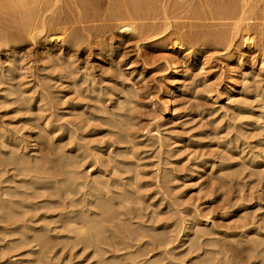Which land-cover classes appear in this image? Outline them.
<instances>
[{"label": "rangeland", "instance_id": "1", "mask_svg": "<svg viewBox=\"0 0 264 264\" xmlns=\"http://www.w3.org/2000/svg\"><path fill=\"white\" fill-rule=\"evenodd\" d=\"M62 1H59L60 6L62 4L63 5L65 4ZM86 1L89 3H92L93 1V5L96 7V10L100 14L103 13L102 15H106L108 13L107 8H109L111 5L109 4L110 2L109 0H89V1L86 0ZM170 1H173L174 3L176 2V0H165V2L167 3H173ZM178 1L185 2V0H177V2ZM190 1L191 2H186L185 9L183 8L181 9L183 12L180 15L183 14L184 15L180 16V18H178L179 17L178 16L176 19H173V21L176 22L183 21V23L184 22L194 23L196 21L195 23L199 22V24L200 23L204 24L203 26L205 27V30H208V27H211L209 28V30L210 29L212 30L213 28L223 29L224 28L223 25L225 26L226 29L224 28V30H226L227 33L232 30L231 22H233L234 17L238 15L237 13H235V16L234 14H232L233 17L231 14H227L226 16L222 15L224 17L223 19H212V20L210 19L201 20L197 18L188 19V17L186 18L185 16H187L190 13V11L193 10L196 6L201 4L200 0H190ZM232 1L236 2V4L243 3L241 2L242 0H210L212 5L216 3L225 4V2H227L225 5H228L230 4V2L232 3ZM244 1H245L244 3H246L244 14L247 13L244 16L253 17L254 19H252L250 23H258L260 25H258L255 28L246 27L244 24L246 20H244L241 29L235 32L236 35L235 34L233 35L232 37L233 39L229 38L230 35H227L228 37L227 39H224L225 41L216 40L213 42L212 41L208 42L206 45L200 44L198 46L199 49H196L195 47L196 45H194L193 43L194 41H187L184 39L183 41H181L183 44L181 47H175L170 45L169 44L170 41L167 35H166L167 37L165 35H163L164 37L163 36L160 37V35L158 36V34H160V32L163 29V27L160 24L158 26H153V27L151 26L148 29V31L145 34L147 38L137 40L138 36L136 35L135 37V35H132L131 37L129 36L130 38L129 41H126L125 44H122L123 38L127 37L128 34L126 35L118 32L121 25L123 24L128 25L131 23L158 24V22L162 21L161 19H156V20L131 19L126 17V15L122 14L116 16L106 15L107 17L108 16L111 17L108 18L105 17V19L103 20L82 22L84 23L85 26L98 25L100 26V28L103 27V29H108V30L105 32V34L103 33L102 36L99 35L97 36V38L95 37L96 42L95 40L93 41L92 36L89 37L87 35L88 34L87 31L83 30L85 31L83 33V31L80 30L81 33L83 34V36L81 34V36L83 37V38L81 37L82 40L85 39L86 36V39L83 40L82 42L85 41L86 43L84 42L82 43V45L78 44L79 47L81 45L79 49L76 45L75 46L77 48L74 46H71L72 48L69 47V49L71 48L72 51L71 52L72 55L70 54L71 57L68 56L67 58L71 60L70 63L69 60L66 61L67 63H65V61H62L63 59L62 60L60 59L61 61L59 59L54 60L55 56L52 53H54L55 55L56 53L57 55L62 54L61 52L64 51L66 45L62 44L61 45L62 47L58 45L57 46L58 48L56 47L55 50L54 49L47 50V47L50 44H55V43L59 44V41L53 42L51 40L50 41L46 40L48 39L46 36L48 35V32H51L50 30L53 29V25L54 28L56 25V27L57 26L68 27V30H71L72 27L78 30L77 28H79L78 26L79 24L75 21L77 13L74 9L70 11L69 15L66 16L64 15L63 12L62 13L60 12V10L64 8L63 5H62L63 7H60L58 9L56 7V9H54V13L52 14L54 16L51 15L49 10L46 11L45 13L44 12L42 13L44 16L42 18H41V14L39 13L40 16L38 15L36 17L37 19L35 21L36 22L35 24L38 25L37 22L42 23L44 21L43 22L45 23L44 27H43V23L42 24L40 23L38 27L35 25L36 29L34 27V30H32L31 32L25 27L22 28L24 25L22 23L24 22L20 15L21 11L18 8L13 6L8 7L7 9L0 8V42L3 45L2 48L0 47V72H2L1 74L3 75L5 74L2 77L3 80L5 81L2 82L1 81L2 79H0L1 81L0 130H3V132H5V134H3L4 138L14 135L15 137L14 136L12 137L15 138L14 143H16V144L9 143L10 144L9 145L8 143H3L2 138L0 139V167H1L0 171L4 170L3 172L1 171V173L3 174L0 176V190H1L0 192L5 190L4 188L8 187V189H10L11 192L14 189H16L22 193L21 194L20 192H18V193H12L11 195L8 194V196L6 195L7 197L3 195L4 198L2 197L3 198L2 200L0 197V264H95V262H97L98 260L102 262L105 256L106 257L109 256L107 255L108 252L105 253L106 255L102 253L103 255L101 260L102 251L100 250L101 248H99L101 247L100 246L101 243H99L101 240L99 236L100 234L98 235L100 231L98 232V230H95V228H93L92 226V228L95 230L94 231L91 228L92 224H89L90 225V226L88 225L89 227L85 224L82 233L78 235L79 238L84 237L85 239H87L86 237H88L90 239V240L88 239V241L90 242H88L85 239L84 240L76 239L77 241L74 240L75 243H71L72 240L62 238L61 236L67 233L61 226L64 223L52 221L56 219L58 215L57 214L58 211L62 208L56 203L50 206L47 205L48 203L46 202L51 200L56 201L57 199H58L57 201H61V198L58 196L61 193V191L59 192V190L64 189L67 183H65V185L64 182L61 183L62 184V185L60 184L61 189L58 188L59 184L58 185L56 184V186H58L57 189H53L56 186L54 187L52 185L53 183L50 181V179L53 180L54 178L55 180L58 177L59 178L64 177L60 169L56 167L57 166L56 164L62 165L61 162H64L65 164V160H63L64 158H66L69 155L70 156L67 157V159L74 158L75 156L74 152L71 153L69 151V148L74 147L76 145H74V143L73 144L68 143L65 140L62 141L61 144L59 143L58 147H56L57 149L56 151L58 154L56 152H53L55 148L53 147V144L54 146H56L58 143L57 135L62 133V130L64 131V133L67 131V130L65 131V127L68 126L69 120L74 121L73 124L74 126H69L70 131H72L71 134L74 141L77 139V137H79L78 135L82 134V131L83 133H86L89 130V126L88 127L83 126V128H81L80 124L78 125V122L80 120L86 118L85 115H83L84 117L82 116L78 117L80 115L78 110L79 107L78 101L80 102L81 99L82 104L84 105L89 104L91 99L86 98L85 97L86 95L91 96L94 93L93 96L96 95L99 97L100 96L103 97V93H105L104 91L114 89L116 92V90L121 88L122 85H126V87H124V90H127L131 86L130 88L132 90L134 89L138 91L136 94L137 96L133 93L127 94L126 97H128L131 100L133 99L134 101L129 105L131 110L129 111L131 113V114L129 113L131 119L130 116L127 114L128 111L126 112L124 108L122 109L123 111L122 113H124L125 111L126 114L124 115L122 120L126 118L129 119L130 121L133 120L135 123L138 122L139 125L143 126L146 124L145 119H149L150 117L149 114L151 110H153V108L151 109L152 106L156 105L162 107L165 106L164 104H170L169 111L166 114L162 115L163 119H159V121L166 120L165 121L166 124L162 126L160 129H162V131L166 133L171 132V134L177 133L182 136L185 135L183 137L188 139L187 145L189 146H187L183 142H174L171 144L170 147L171 149L174 150L181 146L180 149H178L176 153L170 157L171 160L174 161L175 163H169V164L167 163L168 165L167 164L160 165L161 162L158 163L157 156L148 157V153L147 155L146 153H143L141 155L142 159L140 160V163L141 164H144L146 162L149 163L151 162V163L146 166L143 165L141 169L150 171L151 173L149 175H146L145 177H140L141 179L140 181H142L141 183L154 182L155 177L153 174H155L157 166L174 167L177 166V164L178 165L180 164L190 168L191 170V171L187 170L183 173L179 171L178 172L179 175L185 174V176L183 175V177L169 181L171 184L170 185L168 184V186L173 188L171 189V191H168L164 194L153 193L152 195L150 192L151 189H155L154 188L155 186L152 187L150 185L146 187L147 190L143 189L144 191L142 190L143 192L141 191L142 192L141 194H139L140 192L138 193L140 196L142 195L143 198L140 196L139 198H137L136 193H133V195L131 194L130 197L128 196L129 197L128 205H133L134 207L137 208V205L139 204L138 210L139 213L143 216L144 220H146L147 217L149 216H154V217L158 216L156 217L158 222L152 224L150 223V221L148 222L146 221L145 225H151V224L154 226L161 225L162 228H158L155 231H149V232L161 233L166 230L169 231L174 229L172 227H175L176 229L181 226L182 227L184 226L185 228L192 226L193 228L192 232L194 231L193 232L194 234L190 236L189 242H186L184 245H181L176 249L180 251L181 249L184 250L188 248V251L186 250L183 253V255L178 257L177 259L178 264L179 263L180 264H185V263L186 264H217V262H219L218 264H260V260L262 261V258L261 257H260L261 259L259 258L258 251L261 249L262 245L259 248V246H257L254 241H259L261 239H264L262 238V236H260L261 233H264L263 232L264 229L262 228L263 224H261L262 222L259 219H257L259 216L257 214L264 212V197H263L264 196V190H263L264 189V175H263L264 173V152H263L264 151V128H263L264 105L261 104L262 102L261 100L258 101V99L260 98L256 96L257 94L256 92L258 89H259L258 93L264 92V34H263L264 33V13H263L264 0H244ZM190 3H192V5ZM202 3L204 4V6L206 5V2L202 1ZM160 4L161 3L158 1V5ZM188 5L191 6L188 7ZM212 5L210 4V6ZM254 5L257 8L250 9L251 6L254 7ZM65 6H67V4ZM205 7H209V6L206 5ZM16 11L17 13L20 12L19 13L20 16L16 13ZM250 11H252L253 13ZM73 12L75 13L74 15L75 18L73 17L74 14ZM177 12H178L177 14H179L180 10H178ZM255 15L257 17H255ZM17 18H19V20L21 19L22 20L19 22ZM227 24L229 27L228 26L226 27ZM206 25H211V26L207 27ZM193 27L194 26L190 28L193 29ZM186 28L189 29L188 27ZM256 28H258V30H256ZM239 32L241 33L239 34ZM242 32L250 33L251 36H253V39L251 41L245 40L246 41L245 43L243 40H241ZM260 33L263 35L262 37L260 36L261 35ZM259 36L261 37V39ZM92 41L94 43H92ZM108 44H110L111 48L113 47V50L112 49L111 51L110 49L107 50V48L109 47ZM188 44L189 46L191 45L194 46L188 47ZM15 51L17 53H15ZM58 52H60V54H58ZM13 57L15 58L13 59ZM50 58L53 59L51 60ZM54 61H58V62H55L56 63L55 64ZM62 62L63 64L61 65ZM176 65L179 69V73L170 76L169 74L170 69ZM200 65H202V68L199 67ZM11 69L15 72L10 71ZM71 70L72 71L74 70L75 72L73 71L72 77L70 78V76H68V72ZM80 77H81V81L77 82L75 85L67 84L68 81L70 82L72 80H78ZM89 80L94 81V83L92 82L93 85L95 86L94 87L95 91L93 90V92L91 90L93 88L88 87ZM204 83L205 84L209 83L208 85H210L211 87L209 86L208 87L209 89L211 88L212 94L216 93L219 96H221L224 90L229 86H232L234 91L233 93H231L232 96L229 100L221 99L219 103H214L208 100V98L206 97L207 94L206 88H203ZM9 85L12 86L11 90L9 89ZM7 88L12 93L8 92ZM13 89L14 90L16 89L15 92L12 91ZM130 91L131 90L128 89L127 92ZM40 95L42 96L41 98L39 97ZM109 96H111V94ZM184 96H188L187 102L183 103L182 105H176L177 101ZM110 101L111 100H109L108 102ZM52 102L54 104V107H51ZM151 102H154L155 105L151 104ZM196 102L198 103V105L193 107V105L196 104ZM228 105L232 107H228ZM24 107L27 110L23 109ZM50 107L51 109H48ZM131 107H133V110ZM43 108H45V111L43 110ZM83 110H87L86 106L83 107ZM195 110H201L206 117L204 116L201 118L200 115L195 116L194 115L196 112ZM132 112L136 114L134 115V117H132L133 114ZM54 113L58 115L56 116L54 115ZM98 113H103V112L98 111ZM49 114H51L52 116H50ZM103 114L106 115L107 113L105 112ZM57 120H58V124H56ZM46 121H47V126L45 125ZM76 122L78 126L76 125ZM53 123H55L56 125L60 124L61 130H58V132L56 131L57 133L52 132L51 129L52 127H50L52 126ZM140 131H142V134L140 136L138 135L134 136L133 137L134 140L141 139L139 138L141 136L143 137L142 139L146 138V136H144L145 133H143L144 131L143 130ZM93 133H95V130L91 131L89 133L90 135L86 136L85 139L84 138L83 139L88 140L89 138V140H92L99 137V136L97 137V135L92 136L91 134ZM148 134H152V132ZM54 135L55 137H53ZM83 139L81 140L82 142ZM12 146L14 147L12 148ZM32 152H35L34 153L35 155H32L31 154ZM67 153H69V155H66ZM55 155L58 156L59 159ZM252 155H254L256 159L255 158L253 159L254 156ZM16 156L19 158L23 156L25 160L24 162H19V164L17 163V166L19 167V168L17 167L18 169H21L22 167L26 168V171L22 169V171L25 172L24 175L21 174L20 175L21 177L17 176L19 179L20 178L29 179L28 176L32 173L31 169H29L31 164L29 161L37 159V157L38 159L41 158L40 162H43L41 164L42 167L44 168L43 169L44 172L41 173L42 177L37 178L35 180L31 179V181L28 180L21 184L20 182H15L16 183L15 184L12 181L5 180V178L10 177L14 172L16 173V171L13 170L12 167L13 164L9 163V158ZM229 156L230 158H228ZM51 157L52 159H50ZM61 157L64 158L62 159ZM250 157H252L251 159H253L254 162L260 161L261 163L259 164V166L255 168L252 166L247 167L248 164L246 162H249ZM57 159L59 163H57L56 161ZM50 160H52L53 162ZM205 161L207 162L209 161V163H206ZM210 161L212 162V164H210ZM229 161L231 165L230 171L231 172L240 171L237 174V177L240 178H237L236 177L237 172H234L235 176L234 177L232 176V178H236V179L230 178L231 180H233L230 181L228 178L226 181L227 184L229 183V185L226 184L228 190L226 191L222 189L215 190L214 188L213 190L212 187L214 183L212 182L214 181H212L211 178L212 176H214L212 174H215L213 173L215 172L214 171L215 168L218 166L219 162L221 164L224 162L229 163ZM242 164L245 165L243 166ZM76 165L78 169L76 167H74V169L76 168L77 171L82 170L81 169L82 166L78 164ZM52 166H54L55 169ZM63 167L64 166L62 167L60 166L59 168H61L62 170ZM64 168L68 170L71 169V168H67L66 166ZM199 168L201 169V171ZM197 169L200 172L198 174H197L198 171ZM222 172H223L222 174H224V171ZM54 173H56V176L54 175ZM72 174L74 176L75 173ZM72 174L70 173V175L68 174L65 176V177L69 176V178L67 177L66 182H69L68 181L69 179H71L70 181H72L74 178L79 182H81L82 180L83 181L86 180L85 176L82 173H78V175L76 173L75 177H72L71 176ZM48 175H50L51 177H49ZM77 176H79V178H77ZM36 180L38 181L36 182ZM32 183L37 185V187L40 186L38 187L40 189H37L35 191L36 193L34 194V196H32L33 194H30L33 192V190L30 189V184ZM12 186L13 189L11 188ZM48 187L49 188L53 187L52 188L53 190L49 189ZM145 191L147 192V194L145 193ZM259 194L262 196H259ZM74 195H71V197L77 198L78 194H74ZM150 195L151 197H149ZM161 195L162 196L165 195L163 196L164 198ZM78 197H80V194ZM135 198L136 200L139 199V201L137 202ZM9 199L11 200L14 199V201L17 202L15 204H11L10 206H6V205L4 206V204H6V202ZM130 199H132V201ZM133 199L135 200V202L133 201ZM144 200L146 202H144ZM105 203L106 204L108 203L106 206H108L109 209L106 207L105 210L107 209L108 210L107 213L105 211L104 214L108 216V213L110 212L109 213V217H110V215H112L114 210L113 208L112 210H110L111 208L110 201ZM171 203L174 204L172 205ZM140 207L143 208L141 209ZM73 208L78 209V206L77 208L75 207ZM55 212L57 215L53 217V219L50 217V220L49 219L47 220L41 217L42 215L45 214L47 215L55 214ZM6 213H8L10 216L14 215L13 217L16 219H22L21 221L22 223L19 222V224H22L21 227L19 228L20 232L13 234H4L5 231L3 232V227L4 226L6 227L8 224L5 223L3 219H7V218L9 219L10 217ZM145 214H146V218H145ZM93 216L95 217V215ZM241 216L242 218L244 217L245 220L244 219L242 220L245 221V224L248 222L246 225H244V222L240 220ZM248 219L251 223L248 221ZM166 220L169 223V225L171 224L172 226L167 227V225H164V222H166ZM238 220L241 221L243 225H237V224H242L241 222L239 223ZM58 224L60 225V227L56 228V225L58 226ZM79 225L81 224L78 223V226ZM258 226L259 227L261 226L262 230H260ZM143 228L144 227H142V230L141 229L139 230L144 231ZM164 228L167 229L165 230ZM145 230L146 232L148 231V229ZM197 231L201 232V236L198 238H196ZM204 232L205 234L206 233L207 234L205 235ZM95 233H97L96 235L99 237L94 239V237H96L94 236ZM108 233L109 232H107V234ZM91 235H93L94 237ZM182 237L184 238L183 235ZM79 240L80 241L83 240V241L79 242ZM211 240L213 244L210 242ZM84 241L85 242L87 241V243H85ZM94 241L98 244L99 249L97 250H100V253H98L100 258L98 255L97 256L95 255L96 257L93 256L90 258L87 256V254L91 250L94 251L95 248L97 247L95 246L97 244H95ZM191 241H193L194 244L193 248H189ZM82 242H84L85 244ZM251 243L252 244L254 243V245L252 246ZM83 244L90 245V248L84 250L85 252L83 251ZM254 249L257 251H255ZM216 251H218V253ZM106 259H110V258H106ZM208 260L210 263H207ZM112 261L113 260H111V262ZM98 264H102V263H98ZM108 264L111 263L108 262Z\"/></svg>", "mask_w": 264, "mask_h": 264}, {"label": "bare ground", "instance_id": "2", "mask_svg": "<svg viewBox=\"0 0 264 264\" xmlns=\"http://www.w3.org/2000/svg\"><path fill=\"white\" fill-rule=\"evenodd\" d=\"M59 1H62V0H0V8L1 9H4V8H8V7H16L18 8L20 11H21V18L23 19V22L22 24L23 27L22 28H26L28 29L29 31L32 32V30H34V27H35V21H36V17L40 14H41V18L44 17L43 16V12L45 13L46 11H50L51 15L54 13V9H57L60 8V7H63L60 12L64 13V15H69L70 11H72L73 9L76 11V19L75 21L79 24V28H77L79 31H87L88 32V36L91 37L92 36V39L93 41L95 40L96 42V39L95 37L97 38V36L99 35H103V33L105 34V32L108 30V29H103L100 28V26L98 25H90V26H85L84 23L82 22H90V21H95V20H103L105 19V17H107L106 15H126V17L128 18H131V19H144V20H156V19H161L162 21L161 22H158L157 23H153V24H147V23H141V24H135V23H131V24H123L120 26L119 28V33H122V34H128L127 37L123 38L122 40V44H125L126 41H129V36L131 37L132 35H136L138 36L137 40L139 39H145L147 38V36H145L146 32L148 31V29L152 26H158L159 24L163 27L162 31L160 32V34H158V36L160 35L163 36V35H167L168 36V39L170 41H168V43L172 46H175V47H181L183 44L181 41L184 40H187V41H194V45H196V49H199L198 46L200 44H207L208 42H213V41H216V40H224V39H227V35H230L229 38L233 39V35L239 31L241 29V26H242V23L244 22V20H246V22H244L245 26L246 27H252V28H255L257 27L258 23H250L252 19H254L253 17H248V16H244L246 14L245 13V6H246V3H244L245 1L242 0L241 2H243L242 4L239 3V4H236V2H233L232 3L230 2V4L228 5H225L227 2H225V4H221V3H216L214 5H212V3L207 0H200L201 1V4L198 5V6H194L193 10H189L190 13L185 16L186 18L188 17V19H191V18H194V19H223L224 16H226L227 14H234L235 16V13H237L238 15H236L234 17V20L233 22H231V26H232V30L229 31L228 33L226 32V30H224L225 26L223 25V29H210L211 27H208V26H211V25H206L208 27V30H205V27L203 26L204 24H199V22L197 23H183L182 22H176V21H173V19H176L178 16V18H180V16H183V15H180L183 11L181 10L182 8L185 9V5H186V2H191L190 0H185L184 1H178L176 0V2L174 3L173 1H170V2H173V3H167L165 2V0H109L107 2H109L110 7L107 8L108 9V13L106 15H102L103 13H99L97 10H96V7L93 5V1L92 3H89L87 2L86 0H63L62 2H64L65 4L62 6H60L59 4ZM89 1V0H88ZM158 1L161 3L160 5H158ZM202 1L206 2V5L209 6V7H205L204 4L202 3ZM198 2V1H197ZM220 2V1H219ZM252 2V1H251ZM69 3V5H68ZM238 3V2H237ZM67 4V6H65ZM189 4V3H188ZM192 5V3H190ZM210 4L212 6H210ZM241 4V5H240ZM260 4V3H259ZM191 5H188L191 6ZM250 6V5H249ZM187 7V6H186ZM249 8V7H248ZM252 8H257L255 7H252ZM64 9V10H63ZM188 9V8H187ZM249 9V10H250ZM263 9H264V4H263ZM106 10V9H105ZM178 10H180V13L177 14ZM247 10V11H249ZM74 11V12H75ZM19 12V11H18ZM73 12V13H74ZM103 12V11H102ZM252 12V11H250ZM254 12V10H253ZM252 12V13H253ZM17 13V11H16ZM20 13V12H19ZM19 13H17L19 15ZM40 13V14H39ZM186 13V12H185ZM264 13V12H263ZM105 14V13H104ZM19 15V16H20ZM63 15V14H62ZM63 15V16H64ZM75 13L73 14V17H74ZM231 15H230V18H231ZM18 16V17H19ZM54 16V15H52ZM60 16V15H59ZM111 16H108V17H111ZM61 17V16H60ZM72 17V18H73ZM107 17V18H108ZM233 17V15H232ZM255 17H257L255 15ZM40 18V17H39ZM46 18V17H45ZM65 18V17H64ZM67 18V17H66ZM75 18V17H74ZM120 18V16H119ZM226 18V17H225ZM19 20V18H17ZM21 19V20H22ZM44 19V18H43ZM42 19V20H43ZM111 19V18H110ZM115 19V18H114ZM185 19V18H184ZM228 19V17H227ZM226 19V20H227ZM19 20V22L21 21ZM248 20V22H247ZM41 21V20H40ZM50 21V20H49ZM54 21V20H53ZM221 21V20H220ZM263 21V20H262ZM44 22V21H43ZM42 22V23H43ZM68 22V21H67ZM119 22V21H118ZM191 22V21H190ZM261 22V21H260ZM38 25L41 23L37 22ZM41 23V24H42ZM44 24L43 23V27H44ZM51 24V23H50ZM58 24V23H57ZM224 24V23H223ZM230 24V23H229ZM21 25V24H20ZM38 25H36L38 27ZM75 26V25H74ZM77 26V27H78ZM193 27V29H191L190 27ZM203 26V27H202ZM228 26V24L226 25V27ZM263 26V25H262ZM261 26V28H262ZM41 27V25H40ZM48 27V26H47ZM185 27V28H184ZM186 27H188L189 29H187ZM198 27V28H197ZM229 27V26H228ZM117 28V27H116ZM156 28V27H155ZM159 28V27H157ZM196 28V29H195ZM220 28V27H218ZM259 28V27H258ZM258 28H256V30H258ZM36 29V27H35ZM39 29V28H38ZM41 29V28H40ZM54 29V30H53ZM53 31L50 30L51 32H48V35L46 36L48 39L46 40H51V41H59V44H50L48 47H47V50H51V49H54L58 46V45H66V50L64 49L63 52H61L62 54H60V52H58V54L60 55H56L54 53H52L54 56H55V59L54 60H62V61H65V63H67L66 61L69 60V63L71 62L70 59H67L68 56L71 57V46H74V47H78V49L81 47L82 42L83 40L86 39V36H85V39L82 40V36L83 34L81 33V31L79 32L78 30H76V28L74 29L72 27L71 30H68V27H59L55 25V28H54V25H53ZM184 29H187V30H184ZM207 29V28H206ZM226 29V28H225ZM159 30V29H158ZM247 30V29H246ZM251 30V29H250ZM27 31V30H26ZM83 31V33L85 32ZM228 31V29H227ZM245 31V30H244ZM249 31V30H248ZM30 32V33H31ZM38 32V31H37ZM260 32V31H259ZM262 32V31H261ZM27 33V32H26ZM241 32H239L240 34ZM29 34V33H28ZM37 34V33H36ZM82 34V36H81ZM120 34V35H122ZM261 34V33H260ZM264 34V33H263ZM86 35V34H85ZM166 36V37H167ZM261 37L263 36L262 34L260 35ZM259 36V37H260ZM82 37V38H81ZM88 37V38H89ZM164 37V36H163ZM237 37V36H236ZM258 37V38H259ZM260 37V39H261ZM253 39V36H251L250 33L248 32H242V38L241 40H243L245 43L246 41L245 40H248V41H251ZM98 40V39H97ZM102 40V39H101ZM240 40V42H241ZM92 41V43H94ZM103 41V40H102ZM167 41V40H166ZM225 41V40H224ZM223 41V42H224ZM229 41V40H228ZM46 42V41H45ZM52 42V43H53ZM88 42V40H87ZM91 42V41H90ZM105 42V41H104ZM219 42V41H218ZM217 42V43H218ZM86 43V42H85ZM185 43V42H184ZM229 43V42H228ZM230 43H231V40H230ZM243 43V42H242ZM250 43H253V42H250ZM4 44V43H3ZM78 44H81L80 47ZM12 45V44H11ZM46 45V44H45ZM76 45V46H75ZM107 45V44H106ZM109 47L107 48L113 50V47L111 48L110 47V44H108ZM187 45V44H186ZM194 45H191V46H194ZM228 45V44H227ZM230 45V44H229ZM244 45V44H243ZM2 43L0 42V47L2 48ZM7 46V44H6ZM84 46V45H83ZM189 46L188 44V47H191ZM221 46V45H220ZM240 46V45H239ZM17 47V46H16ZM62 47V46H61ZM69 47H71L69 49ZM76 47V48H77ZM168 47V46H167ZM224 47V46H223ZM12 48V47H11ZM58 48V47H57ZM254 48V47H253ZM5 49V48H4ZM60 49V48H59ZM74 49V48H73ZM191 49V48H190ZM195 49V48H194ZM193 49V50H194ZM14 50V49H13ZM17 50V49H16ZM77 50V49H76ZM75 50V51H76ZM106 50V51H107ZM192 50V49H191ZM45 51V50H44ZM62 51V50H61ZM78 51V50H77ZM101 51V50H100ZM9 53V51H8ZM14 53V52H13ZM15 53H17L15 51ZM45 53V52H44ZM49 53V52H48ZM51 53V52H50ZM75 53V52H74ZM71 54V55H70ZM102 54V53H101ZM10 55V54H9ZM8 56V55H6ZM14 56V55H13ZM16 56V55H15ZM97 56V55H96ZM52 57V55H51ZM69 57V58H70ZM10 58V57H9ZM15 57H13L14 59ZM99 58V57H98ZM51 59V58H50ZM53 59V58H52ZM51 59V60H52ZM11 60V59H10ZM60 60V61H61ZM55 62H58V61H54ZM206 62V61H205ZM9 63V62H8ZM73 63V62H72ZM56 64V63H55ZM54 64V65H55ZM60 64V62H59ZM63 64V62L61 63V65ZM206 65V64H205ZM66 66V65H65ZM73 66V65H72ZM77 66V65H76ZM84 67V66H83ZM94 67V66H93ZM130 67V66H129ZM199 67L202 68V65H200ZM86 68V67H85ZM171 68V67H170ZM200 68V69H201ZM5 69V68H4ZM69 69V68H68ZM87 69V68H86ZM106 69V68H105ZM2 70V69H1ZM7 70V69H6ZM5 70V71H6ZM15 70V69H14ZM84 70V69H83ZM10 71H13L12 69ZM74 71V70H73ZM73 71H69L68 72V76H70V78L72 77V73ZM101 71V70H100ZM15 72V71H13ZM75 72V71H74ZM88 72V70H87ZM2 72H0V79H2L1 81L4 82L5 80H3V74H1ZM104 73V72H102ZM179 73V69L176 66L172 67L170 69V76L171 75H176ZM8 74V73H7ZM11 74V73H10ZM13 74V73H12ZM81 74V73H80ZM86 74V73H85ZM88 74V73H87ZM90 74V73H89ZM14 76V75H13ZM66 76V75H65ZM83 76V75H82ZM247 76V75H246ZM67 77V76H66ZM90 77V76H89ZM12 78V77H11ZM69 78V77H68ZM100 78V77H99ZM105 78V77H104ZM128 78V77H127ZM75 79V78H73ZM85 79V78H84ZM83 79V81H84ZM97 79V78H96ZM103 79V78H102ZM205 79V78H204ZM70 80V79H69ZM95 80V79H94ZM117 80V79H116ZM0 81V83H1ZM10 81V80H9ZM8 81V82H9ZM12 81V80H11ZM81 81V77L78 79V80H72V81H68L67 84H72V85H75L77 82ZM204 81V80H203ZM206 81V80H205ZM7 82V83H8ZM15 82V81H14ZM94 81L93 80H89L88 82V87L89 88H93L91 89L92 92L94 90V85L93 83ZM98 82V81H97ZM96 82V83H97ZM100 82V81H99ZM117 82V81H116ZM83 83V82H82ZM119 83V82H118ZM207 83V82H206ZM14 84V83H13ZM124 84V83H123ZM209 84V83H208ZM208 84H205L203 85V88H206V97L208 98V100H210L211 102H214V103H219L221 101V99H230L232 94L233 93V88L232 86H229L228 88H226L223 92V94L221 96H219L218 94H212L211 92V88L209 89V87H211L210 85ZM212 85V84H211ZM39 86V85H38ZM46 86V85H44ZM71 86V85H70ZM84 86V85H83ZM87 86V85H86ZM106 86V85H105ZM209 86V87H208ZM11 87L9 85V89L11 90ZM37 87V86H36ZM74 87V86H73ZM124 87H126V85H122L121 88H119L118 90H115L114 89H110V90H107V91H104L105 93H103V97L102 96H93V95H86L85 97L86 98H90V103L89 104H82V100L80 99V102L78 101V110H79V113L80 116L84 117L83 115H85V119L83 120H78V125L80 124L81 128H83V126L85 127H88L89 126V130L88 132L86 133H83L82 131V134L81 135H78L79 137H77V139L74 141L73 140V137H72V131H70V127L69 126H74V121H68L69 124L67 127H65V134L64 131L62 130V133H60L59 135H57V145L54 146L53 144V147L54 148V151L53 152H56L57 153V149L56 147H58L59 143L61 144L62 141H67L68 143H74V147H67L69 148V151L72 153L74 152L75 156L74 158H68L70 155L69 153H67L66 155H69V156H65L66 158L64 157H61L63 160H65V164L64 162H61L62 165H59V164H56L57 168L60 169V171L62 172V175L64 177L62 178H57L54 180L50 179V181L53 183L52 185L55 187L56 184L58 185L59 184V187L56 186L55 188L53 189H57L60 188V186L62 185L61 183L64 182V185L65 183L66 184V187H64V189H61L59 190V192L61 191V193L58 195L60 198H61V201H54V200H51V201H47L46 203H48L47 205H54L55 203L57 205H59L62 209H60L58 211V215L56 214H51V215H42L41 217H43L44 219H49L50 220V217L53 219V217H56L55 220H52L54 222H61V223H64L62 224L61 226L63 227V229L67 232H65L66 234L62 235L61 237L62 238H66V239H69V240H72L71 243H75V241H77L76 239H85L84 237L82 238H79V234L82 233V230L84 229L83 227H85V224L88 226L89 224H92L91 225V228L93 226V228H95V230H98V232L100 231V233H98V235L100 236V242L101 243V248L100 250L102 251L101 252V260H102V255L107 253V255L109 256H105L106 258H110V259H106L104 257V260L102 262H100L99 260L97 262H95V264H98V263H102V264H108L111 263V264H178V257H180L181 255H183V253L187 250L188 251V248L187 249H184V250H176L179 246L181 245H184L186 242H189V238L192 234H194L192 232L193 228L192 226L191 227H187L185 228L184 226L182 227H179V228H176L175 227H172L174 229L172 230H166L167 228H164L166 231L164 232H161V233H158V232H149V231H155L156 229L158 228H162L161 225L160 226H154L152 224L158 222L157 218L158 216L154 217V216H149L147 217L146 220H144L143 216L139 213V204L137 205V208L134 207L133 205H128L129 203V197L130 195L133 193H136L137 194V198H139V194H141L145 189L146 187L148 186H155L154 188L155 189H151V194L153 195V193L157 194V193H166L168 191H171V189H173L172 187L168 186V184L170 185L171 183L169 181L173 180V179H177V178H180V177H183V175L185 176V174H182L183 172L187 171V170H190V168L188 167H185L184 165H178L177 166H174V167H162V166H157L156 167V171H155V174L154 175V182H145V183H141L142 181H140V177H145L146 175H149L151 172L150 171H146L144 169H141V167H143V165H148L150 164L149 162H146L144 164H141L140 163V160L142 159L141 158V155L143 153H148V157L149 156H157L158 158V163L161 164H169V163H175L174 161L171 160V156L173 154L176 153V151L178 149H180V147H178L177 149H171V144L174 143V142H183L187 145V141L188 139L183 137L185 135H179L177 133L175 134H171V132H163L162 129H160L162 126H164L166 124V120L165 121H159V119H163L162 115L166 114L168 111H169V106L170 104H164L165 106H156L154 104V102H151V104L155 105V106H152L151 109L153 108V110H151L150 112V117L149 119H145V125H139L138 122L135 123L133 120H129V119H124L122 120V118L124 117V115L126 114L125 111L127 112V114L130 116V104L133 103V99H129L127 96V94H130V93H133V94H137L138 91L136 90H132L129 85H128V89L131 90L130 92H127V90H124ZM35 88V86H34ZM105 88V87H104ZM8 89V88H7ZM6 89V90H7ZM8 89V92H10V90ZM21 89V88H20ZM38 89V88H37ZM42 89V87H41ZM40 89V90H41ZM74 89V88H73ZM81 89V88H80ZM88 89V88H87ZM96 89V88H95ZM101 89V88H100ZM99 89V90H100ZM182 89V88H181ZM16 90V89H15ZM15 90L13 89L12 91L15 92ZM75 90V89H74ZM82 90V89H81ZM105 90V89H104ZM141 90V89H140ZM204 90V89H203ZM259 90V89H258ZM258 90H257V94L256 96L259 97L261 100V104L264 105V92H259L258 93ZM261 90V89H260ZM72 91V90H71ZM90 91V90H89ZM95 91V90H94ZM98 91V89H97ZM169 91V90H168ZM18 92V91H17ZM16 92V93H17ZM40 92V91H39ZM184 92V91H183ZM214 92V91H213ZM12 93V92H10ZM36 93V92H35ZM108 93V94H107ZM111 96H109L110 94ZM150 93V92H149ZM40 94V93H39ZM42 94V93H41ZM84 94V93H83ZM98 94V93H97ZM105 94V95H104ZM125 94V95H124ZM254 94V95H255ZM114 95V97H113ZM122 95V96H121ZM137 96V95H136ZM40 98L42 97L41 95L39 96ZM82 97V96H81ZM102 97V98H101ZM131 97H134V96H131ZM19 98V97H18ZM80 98V97H79ZM187 99H188V96H184L182 97L180 100L177 101L176 105H182L183 103L187 102ZM79 100V99H78ZM109 100H111L110 102H108ZM207 100V101H208ZM75 101V100H74ZM48 102V101H47ZM77 102V101H76ZM75 103V102H74ZM209 103V102H208ZM46 104V103H45ZM77 105V104H76ZM198 103L196 102V104L193 105L194 106H197ZM230 105V104H229ZM228 107H232V106H229ZM86 106V109L87 110H83V107ZM51 107H54V104L52 102L51 104ZM48 108V109H51ZM60 107V106H59ZM71 107V106H70ZM39 108V107H38ZM41 108V107H40ZM125 108V111L124 113H122V109ZM132 110H133V107H131ZM225 108V107H224ZM23 109H26L25 107ZM240 109V108H239ZM27 110V109H26ZM40 110V109H39ZM43 110L45 111V108H43ZM47 110V109H46ZM74 110V109H73ZM77 110V111H78ZM202 110V109H201ZM201 110H195V116H201L204 117V113L201 111ZM51 111V110H50ZM75 111V110H74ZM74 111H71V112H74ZM98 111H101L103 113H107L106 115H104L103 113H98ZM233 111V110H232ZM26 112V111H25ZM76 112V111H75ZM134 112V111H133ZM132 112V113H133ZM227 112V111H226ZM240 112V111H239ZM51 113V112H50ZM57 113V112H56ZM130 113V114H129ZM235 113V112H233ZM52 114V113H51ZM51 114H49L50 116H52ZM72 114V113H71ZM70 114V115H71ZM74 114V113H73ZM206 114V113H205ZM227 114V113H225ZM237 114V113H236ZM54 115H56L54 113ZM58 115V114H57ZM56 115V116H57ZM60 115V114H59ZM75 115V114H74ZM134 115H136L135 113L132 114V117H134ZM208 115V114H207ZM229 115V114H228ZM43 116V115H42ZM77 116V115H76ZM127 116V115H126ZM44 117V116H43ZM62 117V116H61ZM71 117V116H70ZM75 117V116H73ZM128 117V116H127ZM206 117V116H205ZM55 118V116H54ZM50 119V118H49ZM69 119V118H68ZM71 119V118H70ZM78 119V118H77ZM81 119V118H80ZM130 119H131V116H130ZM134 119V118H133ZM51 120V119H50ZM24 121V120H23ZM29 121V120H28ZM62 121V120H61ZM133 121V122H132ZM55 122V121H54ZM65 122V121H64ZM67 122V123H68ZM60 123V122H59ZM241 123V122H240ZM50 124V123H48ZM54 124V125H53ZM51 129H52V132H58V130H61V127H60V124L59 125H56L58 124V120H57V123H53ZM45 125L47 126V121L45 123ZM66 125V124H65ZM76 125H77V122H76ZM75 125V126H76ZM77 125V126H78ZM262 128V127H261ZM264 128V127H263ZM72 130V129H71ZM79 130V129H78ZM95 130V133L91 134L92 136H96L98 138H95V139H92V140H84L86 136L90 135L89 133L91 131H94ZM140 130H143L145 133L144 136H146L145 139H142L143 137H139L141 139L139 140H134V136L138 135L140 136L142 134V131ZM164 130V129H163ZM1 132H3V130H0ZM5 131V129H4ZM7 131V130H6ZM2 135H0V139L2 138V142L3 143H14L15 141V138H13L12 136H8L6 138L3 137V134H5V132L1 133ZM51 132V133H52ZM56 132V133H57ZM80 132V131H79ZM85 132V130H84ZM152 132V134H148ZM11 133V132H10ZM53 133V134H54ZM64 133V134H63ZM7 134V133H6ZM9 134V133H8ZM235 134V133H234ZM55 135L53 137H55ZM5 136V135H4ZM7 136V135H6ZM15 137V136H14ZM52 137V138H53ZM72 137V138H71ZM84 138V139H83ZM94 138V137H92ZM138 138V137H137ZM18 139V138H17ZM83 139V142L81 141ZM234 139V138H233ZM245 140V139H244ZM247 140V139H246ZM190 141V140H189ZM20 142V140H19ZM18 143V141H17ZM53 143V142H52ZM55 143V144H56ZM81 143V144H80ZM236 143V142H235ZM243 143V142H242ZM9 144V145H10ZM16 144V143H14ZM15 146V145H14ZM12 146V148L14 147ZM189 146V145H187ZM193 146V145H192ZM52 147V148H53ZM170 147V148H169ZM263 147V146H262ZM197 148V147H196ZM227 148V147H226ZM238 149V148H237ZM262 149V148H261ZM194 150V149H193ZM239 150V149H238ZM255 150V149H254ZM10 151V150H9ZM231 151V150H230ZM262 151V150H261ZM12 152V151H11ZM264 152V151H263ZM17 153V152H16ZM35 152H32L31 154L32 155H35L34 154ZM55 153V154H56ZM202 153V152H201ZM20 154V153H19ZM58 154V153H57ZM233 154V153H232ZM260 154V153H259ZM145 155V154H144ZM229 155V154H228ZM241 155V154H240ZM21 156V155H20ZM27 156V155H26ZM56 156V155H55ZM63 156V155H62ZM254 156V155H252ZM29 157V156H28ZM40 157V156H39ZM58 158V156H56ZM55 157V158H56ZM225 157V156H224ZM248 157V155H247ZM261 157V156H260ZM8 158V157H7ZM32 158V157H31ZM230 158V156L228 157ZM252 157L249 158V162H246L248 166H252V167H257L259 166V164L261 163L260 161H256L254 162V158L255 156L253 157V159H251ZM38 159V157H37ZM34 159V160H31L29 161L31 164H30V168L31 169V174L28 176L29 179H26V178H18L21 174L24 175L25 172L22 171V169L24 171H26V168L22 167L21 169H18L19 167L17 166V163L19 164V162H24V158L23 156L21 158L19 157H10L9 158V163L10 164H13V170L16 171V173L12 172L13 174L8 177V178H5V180L7 181H12V182H20L21 183H24L25 181H28L31 179H37V178H41V173H43V167H42V163L43 162H40L41 158L40 159ZM52 159V157L50 158ZM59 159V158H58ZM58 159L56 160L57 163H59ZM161 159V160H160ZM195 159V158H194ZM256 159V158H255ZM55 160V159H54ZM160 160V161H159ZM227 160V158H226ZM229 160V159H228ZM238 160V159H237ZM245 160V159H244ZM52 161V160H50ZM201 161V160H200ZM239 161V160H238ZM243 161V160H241ZM27 162V161H26ZM28 162V163H29ZM53 162V161H52ZM51 162V163H52ZM193 162V161H192ZM202 162V161H201ZM206 163H209V161H205ZM55 163V162H54ZM60 163V164H61ZM236 163V161H235ZM241 163V162H240ZM263 163V162H262ZM80 165L82 166V170H78L77 171V165ZM167 164V165H168ZM210 164H212V162L210 161ZM217 164V163H216ZM22 165V164H20ZM44 165V164H43ZM53 165V164H52ZM61 166H66L67 168H71V169H65L64 167L62 168H59L58 167ZM158 165V164H157ZM172 165V164H171ZM190 165V164H189ZM203 165V163H202ZM206 165V164H205ZM243 165V164H242ZM245 165V164H244ZM243 165V166H244ZM24 166V165H23ZM188 166V165H187ZM200 166V165H199ZM230 161L229 163L228 162H224V163H221L219 162L218 164V168L216 169L215 168V174H212L214 176H212V183L213 184V187L212 189L214 188L215 190H228V187L226 186L227 184V179L229 178L230 181H233L231 180L230 178H232V176L234 177L235 176V173L234 172H237V171H230L231 168H230ZM18 167V168H17ZM51 167V166H50ZM54 167V166H52ZM74 167H76L74 169ZM202 167V166H201ZM200 167V168H201ZM204 167V165H203ZM202 167V168H203ZM1 168V167H0ZM197 168V167H196ZM199 168V169H200ZM251 168V167H250ZM52 169V168H51ZM55 169V167H54ZM233 169V168H232ZM49 170V168H48ZM144 170V171H143ZM198 170V169H197ZM259 170V169H258ZM2 171V170H1ZM0 171V176L3 174L1 173ZM4 171V170H3ZM2 171V172H3ZM6 171V170H5ZM30 171V170H29ZM28 171V172H29ZM52 171V170H51ZM54 171V170H53ZM59 171V170H58ZM57 171V172H58ZM182 172L180 174L182 175H179L178 172ZM191 171V170H190ZM196 171V170H195ZM201 171V169H200ZM224 171V174H222ZM252 171V170H251ZM46 172V170H45ZM48 172V171H47ZM55 172V171H54ZM56 172V173H57ZM59 172V173H61ZM70 175V173H82L86 180L85 181H81L79 182L78 180H75V178L70 181L71 179H69L68 181L69 182H66V179L67 177L69 178V176L65 177L67 174ZM240 171H238L236 173V177H237V174L239 173ZM250 172V171H249ZM255 172V171H253ZM56 173H54V175L56 176ZM58 173V174H59ZM189 173V172H188ZM191 173V172H190ZM200 173L199 170L197 171V174ZM217 173V174H216ZM245 173V172H244ZM263 173V171H262ZM261 173V174H262ZM49 174V173H48ZM53 174V173H51ZM57 174V175H58ZM75 174L73 176V174L71 175L72 177H75ZM220 174V175H219ZM257 174V173H256ZM43 175V174H42ZM45 175V173H44ZM80 175V174H79ZM252 175V174H251ZM254 175V173H253ZM264 175V173H263ZM18 176V177H17ZM49 177H51L50 175H48ZM198 176V175H197ZM240 176V175H239ZM21 177V176H20ZM46 177V176H44ZM70 177V178H72ZM260 177V175H259ZM263 177V176H261ZM77 178H79V176H77ZM194 178V177H193ZM237 178H240V177H237ZM249 178V177H248ZM88 179V180H87ZM232 179H236V178H232ZM261 179V178H260ZM76 182H75V181ZM228 180V182H229ZM23 181V182H22ZM38 180H36L37 182ZM42 181V180H41ZM78 181V182H77ZM169 182V183H168ZM30 183V182H29ZM34 183V182H33ZM30 184V189L33 190L32 193L30 194H33L32 196H34V194L36 193L35 191L37 189H40L37 187V185L35 184ZM41 183V182H40ZM45 183V182H44ZM50 183V182H49ZM12 184V183H11ZM16 184V183H15ZM19 184V185H20ZM61 184V185H60ZM235 184V183H234ZM239 184V183H238ZM18 185V186H19ZM34 185V186H33ZM51 185V186H52ZM229 185V183L227 184ZM4 186V185H3ZM43 186V185H42ZM172 186V185H171ZM253 187V186H252ZM13 189V186L11 187ZM23 188V187H21ZM27 188V187H26ZM49 188V187H48ZM52 188H49V189H52ZM231 188V187H229ZM5 190H3L2 192H0V197H1V200L4 198L3 195H7L8 194H12V193H18L20 191L14 189L12 192L10 191V189H8V187L4 188ZM8 189V190H6ZM19 189V188H18ZM25 189V188H24ZM29 189V188H28ZM46 189V188H44ZM47 189V190H49ZM52 189V190H53ZM144 189V190H143ZM213 189V190H214ZM250 189V188H249ZM21 190V189H20ZM143 190V191H142ZM147 190V189H146ZM150 190V189H149ZM153 190V191H152ZM208 190V188H207ZM212 190V191H213ZM230 190V189H229ZM264 190V189H263ZM1 191V190H0ZM31 191V190H29ZM51 191V190H50ZM57 191V190H56ZM142 191V192H141ZM252 191V190H251ZM54 192V191H53ZM58 192V191H57ZM140 192V193H139ZM21 193V192H20ZM19 193V194H20ZM25 193V192H24ZM27 193V192H26ZM139 193V194H138ZM145 193L147 194V192L145 191ZM149 193V192H148ZM263 193V192H262ZM22 194V193H21ZM74 194H80V197L77 196L76 197H71V195H74ZM145 194V195H146ZM15 195V194H14ZM28 195V194H27ZM43 195V194H42ZM168 195V193H167ZM6 196V197H7ZM75 196V195H74ZM129 196V197H128ZM162 196V195H161ZM165 196V195H163ZM162 196V197H163ZM170 196V195H169ZM259 196H262L259 194ZM3 197V198H2ZM29 197V196H28ZM142 197V195L140 196ZM151 197V195L149 196ZM161 197V198H162ZM238 197V196H237ZM264 197V196H263ZM63 198V199H62ZM132 198V197H131ZM143 198V197H142ZM160 198V199H161ZM164 198V197H163ZM248 198V197H247ZM252 198V197H251ZM6 199V198H5ZM5 199H4V202H5ZM15 199V198H14ZM9 199L6 204H4V206H10L11 204H15L17 201H14ZM49 199V198H48ZM132 201V199H130ZM136 200V198H135ZM135 200L133 199V201L135 202ZM173 200V199H172ZM262 200V199H261ZM260 200V201H261ZM111 202L110 203V210H114V212L112 213V215H110L109 217V213H108V216H106L105 211L107 213V210L109 209L108 206H106L107 204L105 202ZM137 202L139 201L136 200ZM141 201V200H140ZM159 201V200H158ZM163 201V200H162ZM44 202V201H43ZM136 202V203H137ZM144 202H146L144 200ZM155 202V201H154ZM168 202H171V201H168ZM167 202V203H168ZM156 203V202H155ZM159 203V202H158ZM261 203V202H260ZM263 203V202H262ZM25 204V203H23ZM131 204V202H130ZM135 204V203H134ZM162 204V203H161ZM169 204V203H168ZM172 205L174 203H171ZM151 205V204H150ZM153 205V204H152ZM156 205V204H155ZM170 205V204H169ZM24 206V205H23ZM28 206V205H27ZM78 206V209H74L73 207L77 208ZM133 206V207H132ZM141 206V205H140ZM81 207V209H80ZM108 208L107 210H105V208ZM144 207V206H143ZM142 207V208H143ZM261 207V206H260ZM12 208V207H10ZM33 208V207H32ZM73 208V209H72ZM141 208V207H140ZM141 208V209H142ZM52 209V208H51ZM67 209V210H65ZM140 209V210H141ZM239 209V208H238ZM240 210V209H239ZM51 212V211H50ZM141 212V211H140ZM236 212V211H235ZM11 213V212H10ZM8 214V213H6ZM150 214V213H149ZM156 214V213H155ZM154 214V215H155ZM9 215V214H8ZM95 215V217L93 216ZM169 215V214H168ZM259 215L257 219H259L263 224V229H264V212H261L260 214H257ZM10 216V215H9ZM14 216V215H13ZM12 215L9 217V219H3L5 221V223H7L8 227L4 226L3 227V232L4 234H13V233H17V232H20V227L22 224H19V222L22 221V219H16L14 218ZM5 217V216H4ZM3 217V218H4ZM35 217V216H34ZM40 217V216H39ZM184 217V216H183ZM248 217V216H247ZM255 217V216H254ZM145 218H146V214H145ZM241 221H243L242 219H244V217L242 218V216L240 217ZM246 218V216H245ZM192 219V218H191ZM195 219V218H194ZM256 219V218H255ZM24 220V219H23ZM33 220V219H32ZM40 220V219H39ZM245 220V219H244ZM7 221V222H6ZM148 222L150 221V223H152L151 225H145V222ZM190 221V220H189ZM195 221V220H194ZM193 221V222H194ZM239 221V220H238ZM239 221V223L241 222ZM249 221V219H248ZM253 221V220H252ZM31 222V221H30ZM46 222V221H45ZM192 222V223H193ZM244 222V225L245 224V221ZM250 222V221H249ZM22 223V222H21ZM47 223V222H46ZM78 223H80L81 225L78 226ZM238 223V222H237ZM236 223V224H237ZM242 223V222H241ZM251 223V222H250ZM260 224V225H261ZM12 225V226H10ZM78 227H77V226ZM164 225H167V227H170L172 226L171 224L169 225V223L167 222H164ZM235 225V223H234ZM237 225H243L242 224H237ZM259 225V224H258ZM90 226V225H89ZM88 226V227H89ZM174 226V225H173ZM190 226V225H189ZM262 226V225H261ZM261 226L259 227L260 230L261 229ZM44 227V226H43ZM57 227H60V225L58 224V226L56 225V228ZM142 227H144V231H141L142 230ZM242 227V226H241ZM246 227V226H245ZM2 228V227H1ZM92 228V229H93ZM101 228V229H100ZM141 229V230H139ZM145 229H148V231L146 232ZM169 229V228H168ZM244 229V228H243ZM250 229V228H249ZM94 230V229H93ZM94 230V231H95ZM210 230V229H209ZM2 231V229H1ZM174 231V232H173ZM201 231V230H200ZM196 232V238L200 237L201 236V232ZM249 231V230H248ZM252 231V230H251ZM107 232H109L107 234ZM173 232V233H171ZM182 232V233H181ZM206 232V230H205ZM204 232V234H205ZM245 232V231H244ZM257 232V231H256ZM264 232V231H263ZM95 233L94 239L99 237L97 236ZM215 233V232H214ZM219 233V232H218ZM250 233V232H249ZM63 234V233H62ZM207 234V233H206ZM205 234V235H206ZM211 234V233H210ZM241 234V233H240ZM244 234V233H243ZM258 234V233H257ZM182 235L184 236V238L182 237ZM209 235V234H208ZM3 236V235H2ZM90 236V238H91ZM195 236V235H194ZM262 238H264V233H261ZM88 241V237H86ZM214 239V238H213ZM261 239V238H260ZM81 240V241H83ZM90 240V239H89ZM210 240V239H209ZM79 240V242H81ZM87 241L85 243H87ZM97 241V240H96ZM215 241V240H214ZM250 241V240H249ZM252 241V240H251ZM18 242V241H17ZM82 242V243H84ZM90 242V241H88ZM95 242V241H94ZM207 242V241H206ZM212 243V240L210 241ZM255 244L257 246H259V248L261 247V249L259 250L258 248V252H259V258L261 257L262 258V261L260 260V264H264V239H261L259 241H254ZM84 243V244H85ZM83 244V251L87 248H90V245H84ZM93 244V243H92ZM91 244V246H92ZM95 244H97L95 242ZM213 244V243H212ZM215 244V243H214ZM252 244V243H251ZM80 245V244H78ZM106 245V246H105ZM248 245V244H247ZM250 245V244H249ZM254 245V243L252 244V246ZM75 246V244H74ZM95 246H97L95 248ZM94 248L95 250L94 251H90L87 256L90 258V257H93V256H97L98 253H100V250H97L99 249L98 248V244L95 245ZM71 247V246H70ZM194 247V244H193V241H191V244L189 245V248H193ZM92 248V247H91ZM214 248V247H213ZM257 249V248H256ZM218 250V249H217ZM255 250V249H254ZM87 251V250H86ZM221 251V250H220ZM257 251V250H255ZM85 252V251H84ZM218 253V251H216ZM103 253V254H102ZM220 253V252H219ZM254 253V252H253ZM261 254V256H260ZM86 256V257H87ZM95 256V257H96ZM99 256V255H98ZM257 256V257H258ZM100 258V256H99ZM260 258V259H261ZM111 260H113L111 262ZM210 260V259H209ZM208 260L207 263H210ZM212 260V259H211ZM9 261V260H8ZM177 261V262H176ZM206 261V260H205ZM9 263V262H8ZM11 263V262H10ZM184 263V262H183ZM219 262H217L218 264ZM221 263V262H220ZM180 264V263H179ZM186 264V263H185Z\"/></svg>", "mask_w": 264, "mask_h": 264}]
</instances>
